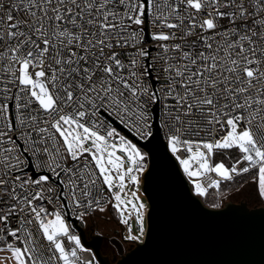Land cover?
I'll list each match as a JSON object with an SVG mask.
<instances>
[{
	"label": "snow or ice",
	"instance_id": "1",
	"mask_svg": "<svg viewBox=\"0 0 264 264\" xmlns=\"http://www.w3.org/2000/svg\"><path fill=\"white\" fill-rule=\"evenodd\" d=\"M155 140L264 202V0H0V264H99L70 221L109 207L143 242Z\"/></svg>",
	"mask_w": 264,
	"mask_h": 264
},
{
	"label": "water",
	"instance_id": "2",
	"mask_svg": "<svg viewBox=\"0 0 264 264\" xmlns=\"http://www.w3.org/2000/svg\"><path fill=\"white\" fill-rule=\"evenodd\" d=\"M149 148L151 172L142 180L141 191L151 219L143 242L125 250L117 241L119 256L110 260L96 242L102 236H89L73 219L99 264H264V205L252 206L243 197L213 210L193 194L178 165L164 158L159 140Z\"/></svg>",
	"mask_w": 264,
	"mask_h": 264
},
{
	"label": "flooded vegetation",
	"instance_id": "3",
	"mask_svg": "<svg viewBox=\"0 0 264 264\" xmlns=\"http://www.w3.org/2000/svg\"><path fill=\"white\" fill-rule=\"evenodd\" d=\"M82 225L85 227L89 236H102L100 240L97 238L95 239L100 245L102 254L107 256L110 260L119 256L117 241L122 242V246L125 250L135 244L134 242L124 241L126 226L119 222L118 217L110 207L108 213L97 212L89 216L86 223H82ZM91 251L95 254L93 249H91Z\"/></svg>",
	"mask_w": 264,
	"mask_h": 264
},
{
	"label": "rangeland",
	"instance_id": "4",
	"mask_svg": "<svg viewBox=\"0 0 264 264\" xmlns=\"http://www.w3.org/2000/svg\"><path fill=\"white\" fill-rule=\"evenodd\" d=\"M245 179H248V178L247 177H245V178H237L236 180H243L244 181ZM141 194H142V199L144 200V202L146 204H148L147 199H146L145 195L142 193V191H141ZM226 194H227V198L223 199L222 204H224L229 199L230 200H233V199L238 200V199H241V198L245 197L246 200L249 201L250 203L264 205V202H261V201H259L257 199L256 194L253 191V186L252 185H246V184H244V182L241 183L238 187L230 190L229 192H226ZM106 213H108V211H106ZM132 224H133V231H135V223H134V221L132 222ZM145 227H146V225H145ZM126 235H127V226H126V231H125V236ZM134 243H136V242H134Z\"/></svg>",
	"mask_w": 264,
	"mask_h": 264
},
{
	"label": "trees",
	"instance_id": "5",
	"mask_svg": "<svg viewBox=\"0 0 264 264\" xmlns=\"http://www.w3.org/2000/svg\"><path fill=\"white\" fill-rule=\"evenodd\" d=\"M243 182H244L243 180H235L234 182H231V183L225 182V184L222 185V191H224L225 193L226 192H229L230 190L238 187ZM218 199H219V196L215 192V190H213V189H209V194H208L207 198H203V200L205 201V203L208 204V205H211L213 202H215ZM241 199H244V198H241ZM241 199H238V200L233 199V200L234 201H239ZM250 205L254 206V205H261V204H253V203H250Z\"/></svg>",
	"mask_w": 264,
	"mask_h": 264
},
{
	"label": "built area",
	"instance_id": "6",
	"mask_svg": "<svg viewBox=\"0 0 264 264\" xmlns=\"http://www.w3.org/2000/svg\"><path fill=\"white\" fill-rule=\"evenodd\" d=\"M95 213H93L92 215H94ZM91 215V216H92ZM71 223H73L74 224V222H73V220H71L70 221ZM81 223V222H80ZM82 224V223H81ZM77 228V227H76ZM77 231H78V233L80 234V232H79V230L77 229ZM85 246V245H84ZM86 247V246H85ZM86 248H88L89 249V251H90V253H92V251H91V249L89 248V247H86ZM83 257H84V259H89L90 258V256H89V254L88 253H85V254H83Z\"/></svg>",
	"mask_w": 264,
	"mask_h": 264
}]
</instances>
